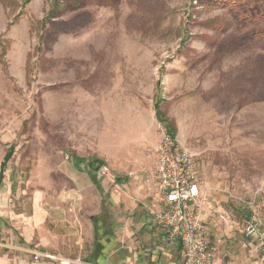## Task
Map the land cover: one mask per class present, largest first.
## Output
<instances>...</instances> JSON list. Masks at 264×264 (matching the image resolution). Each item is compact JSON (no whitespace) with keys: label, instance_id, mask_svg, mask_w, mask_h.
<instances>
[{"label":"rangeland","instance_id":"rangeland-1","mask_svg":"<svg viewBox=\"0 0 264 264\" xmlns=\"http://www.w3.org/2000/svg\"><path fill=\"white\" fill-rule=\"evenodd\" d=\"M25 1L0 0V154L131 156L159 102L214 208L264 225V0Z\"/></svg>","mask_w":264,"mask_h":264},{"label":"crops","instance_id":"crops-1","mask_svg":"<svg viewBox=\"0 0 264 264\" xmlns=\"http://www.w3.org/2000/svg\"><path fill=\"white\" fill-rule=\"evenodd\" d=\"M145 126L131 156L107 148L101 159L74 148L70 155L59 149L56 156L41 152L21 163L14 144L0 154V264H182V245L167 241L152 220L154 186L137 182L140 187L133 184L130 191H104L94 162H104L115 174L147 176L158 158L155 148L152 159L146 155L161 139ZM208 198L202 220L214 264L262 263L258 241L246 237L244 225L226 218Z\"/></svg>","mask_w":264,"mask_h":264},{"label":"built area","instance_id":"built-area-1","mask_svg":"<svg viewBox=\"0 0 264 264\" xmlns=\"http://www.w3.org/2000/svg\"><path fill=\"white\" fill-rule=\"evenodd\" d=\"M157 158V165L147 176L137 175L155 188L153 222L164 231L167 241L182 245V264H214L209 229L202 220L205 196L194 154L181 147L176 137L165 130ZM134 175L129 173L130 177ZM101 176L113 181L106 164ZM115 189L118 193L119 189ZM243 231L246 237L258 241L264 259L262 224L257 219L247 221Z\"/></svg>","mask_w":264,"mask_h":264},{"label":"trees","instance_id":"trees-1","mask_svg":"<svg viewBox=\"0 0 264 264\" xmlns=\"http://www.w3.org/2000/svg\"><path fill=\"white\" fill-rule=\"evenodd\" d=\"M30 2H31V0H26V1H25V4H28V3H30ZM154 109H155L156 117H157L158 121H159L160 123H165L166 126H167V128L170 129V131H169L168 133H170L173 137H175V135H174V131H172V126H171V124L168 122V120H166V118L164 117V114H163V112H162V110H161V108H160V104H159V102H157L156 105H154ZM12 150H13V149H11V153H12ZM11 153L9 154V156H11ZM94 162H95V163H100V164H102V165H105L104 162H102V161H97V160H95ZM100 164H99V165H100ZM119 181H120V179H119Z\"/></svg>","mask_w":264,"mask_h":264}]
</instances>
